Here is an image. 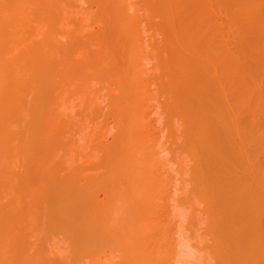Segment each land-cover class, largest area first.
I'll use <instances>...</instances> for the list:
<instances>
[{
    "label": "bare ground",
    "instance_id": "obj_1",
    "mask_svg": "<svg viewBox=\"0 0 264 264\" xmlns=\"http://www.w3.org/2000/svg\"><path fill=\"white\" fill-rule=\"evenodd\" d=\"M85 1L0 0V264H264V0Z\"/></svg>",
    "mask_w": 264,
    "mask_h": 264
},
{
    "label": "rangeland",
    "instance_id": "obj_2",
    "mask_svg": "<svg viewBox=\"0 0 264 264\" xmlns=\"http://www.w3.org/2000/svg\"><path fill=\"white\" fill-rule=\"evenodd\" d=\"M136 6H139L142 4L143 0H133ZM80 6L82 8L81 14L79 15L80 18L85 17V23L86 31L85 36L83 40L87 41V39L93 35H96V33L99 32V27L96 24V13H97V6L96 4H92L85 0H80ZM140 7V6H139ZM143 13V10H140V14ZM78 17V18H79ZM148 32H145L147 35ZM158 41L162 39L161 35H158L156 37ZM96 48H98V45H95ZM148 68H153L152 63L148 64ZM155 87V86H153ZM106 94L107 91H105ZM108 95H105L104 99L101 100L100 104L97 107V110L95 113L93 112H73L72 117L70 118V123L67 126L66 134L69 136H74L73 133L76 131L81 130L82 131V150L84 152H96L98 155H100V147L101 144H112L115 141L116 138V127L114 122V116L112 111L109 108L108 103ZM93 118V120H92ZM95 118V120H94ZM87 125V127H86ZM158 125V134L161 137V140H163L166 144L167 142V132L164 129V125L162 123V120L157 124ZM102 132L104 133L102 135ZM98 160H100V157H98ZM176 197L179 199H182L184 197V194L182 190L176 191ZM99 199L104 200L105 195L103 192H99L98 194ZM203 217L204 221V216ZM116 256V255H115ZM114 262H119L120 257H112Z\"/></svg>",
    "mask_w": 264,
    "mask_h": 264
}]
</instances>
